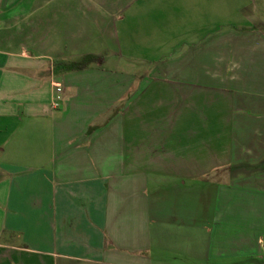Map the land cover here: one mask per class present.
<instances>
[{
  "label": "crops",
  "instance_id": "1",
  "mask_svg": "<svg viewBox=\"0 0 264 264\" xmlns=\"http://www.w3.org/2000/svg\"><path fill=\"white\" fill-rule=\"evenodd\" d=\"M263 161L264 0H0V264H264Z\"/></svg>",
  "mask_w": 264,
  "mask_h": 264
},
{
  "label": "rangeland",
  "instance_id": "2",
  "mask_svg": "<svg viewBox=\"0 0 264 264\" xmlns=\"http://www.w3.org/2000/svg\"><path fill=\"white\" fill-rule=\"evenodd\" d=\"M102 68L107 71V73H121L128 72L136 69V65H133L132 62H127L125 60H121L120 58H110L106 63L103 64ZM116 109V107H115Z\"/></svg>",
  "mask_w": 264,
  "mask_h": 264
},
{
  "label": "trees",
  "instance_id": "3",
  "mask_svg": "<svg viewBox=\"0 0 264 264\" xmlns=\"http://www.w3.org/2000/svg\"><path fill=\"white\" fill-rule=\"evenodd\" d=\"M99 61H100V58H97V57L92 56V55H87V56H84L83 58H81L77 62H71L69 64H66V66L70 70H82V69L86 68L88 65H90L92 63L99 62ZM263 164H264V161L262 163H260L258 165V167H262Z\"/></svg>",
  "mask_w": 264,
  "mask_h": 264
},
{
  "label": "built area",
  "instance_id": "4",
  "mask_svg": "<svg viewBox=\"0 0 264 264\" xmlns=\"http://www.w3.org/2000/svg\"><path fill=\"white\" fill-rule=\"evenodd\" d=\"M61 92H62L61 87L60 86H56L55 87V93H54V96H53V100H52V103H51V107L53 109H56L59 106V102L61 101Z\"/></svg>",
  "mask_w": 264,
  "mask_h": 264
}]
</instances>
